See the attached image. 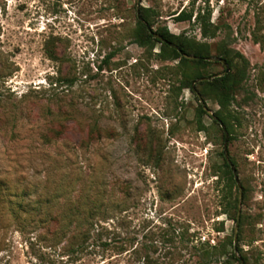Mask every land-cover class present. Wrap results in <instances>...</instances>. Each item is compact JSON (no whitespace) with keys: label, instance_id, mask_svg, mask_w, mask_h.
Masks as SVG:
<instances>
[{"label":"rangeland","instance_id":"obj_1","mask_svg":"<svg viewBox=\"0 0 264 264\" xmlns=\"http://www.w3.org/2000/svg\"><path fill=\"white\" fill-rule=\"evenodd\" d=\"M246 1L138 7L152 10L154 29L217 42L226 31L203 39L194 23L208 7L212 21L220 15L231 27L227 47L249 61L232 106L241 124L227 149L245 188L240 254L245 264H264V51L251 38ZM136 7L137 0H0V264H227L221 240L232 234L234 212L221 213L222 195L226 188L237 199L238 188L220 170L222 131L208 114L198 130V100L180 89L177 60L160 57L159 44L134 42ZM183 8L193 9L191 21L175 20ZM46 126L62 137L42 143ZM19 205H44L56 220ZM95 208L103 218L86 224Z\"/></svg>","mask_w":264,"mask_h":264},{"label":"trees","instance_id":"obj_2","mask_svg":"<svg viewBox=\"0 0 264 264\" xmlns=\"http://www.w3.org/2000/svg\"><path fill=\"white\" fill-rule=\"evenodd\" d=\"M247 8H252L253 10V28L251 29V38L255 43H258L261 49L264 51V5L258 4V2H253V0L246 1ZM193 9L187 10L183 8L175 16L177 22L191 21L193 17ZM194 23L198 25V28L203 39H215L220 31H226V37L220 41H198L194 37H186L182 34H174L170 32L167 26H159L156 29L154 26V15L152 10L149 7H141L139 9V17L137 16L136 25L133 29L132 35L133 40L138 45L149 48L150 50L156 44L160 45L159 56L165 59L177 60V68L179 73H181L180 79V89L189 88L191 91V82L200 77H207L206 80L198 81L195 83V89L204 100L205 97L211 98L217 105L218 109L213 111L214 115L220 120L221 123L225 126L226 130L229 133V140L232 139V132L235 125L241 124V118L234 111L232 106L237 101V94L239 89L242 86V83L247 78V69L249 66V61L244 55L238 51L232 52L227 47L226 38L230 37V25L228 23L220 22V15L218 16V21L211 20V9L205 7L203 11L199 9L196 11V14L193 17ZM144 22H143V21ZM156 33L160 35L163 40L155 38L153 34ZM173 44L179 48L171 46ZM192 54L199 58L189 59L185 58L182 54ZM111 53L106 55L105 58H108ZM213 57L224 59L227 65L229 66V71L219 77H211V75L224 71V65L219 60L209 61L206 58ZM220 64L222 70L219 72L204 74L200 71V67L204 65ZM259 84L261 90L264 93V69L260 71L258 76ZM193 92V91H192ZM194 93V92H193ZM195 94V93H194ZM196 96V95H195ZM196 107V116H197V128L198 130H204L205 126L202 123L201 117L203 114H207L203 109L202 104L199 102ZM213 123L217 124L222 131L224 137L223 129L220 126V123L214 119ZM96 129H91V133ZM61 128H52L51 126H46L44 132L40 133V138L44 144H52L62 137ZM222 157V163L220 165V170L222 177L226 180L227 183H234L233 174L230 169L229 164L224 158L223 152H220ZM232 163L236 167L235 161L229 155ZM237 169V167H236ZM242 185V184H241ZM243 187V185H242ZM223 198L225 200L224 205H222L221 213H230V210L234 212L232 220L235 221V212L237 207V199L231 198V194L224 189ZM245 188L243 187V195ZM98 208L90 209L84 217V222L90 225L95 224V219L103 218L98 217L97 210ZM19 212L27 214L43 213L39 220L49 219L50 221L56 220V216L49 215L47 208H44V205H19ZM244 217L241 214L239 221V229L237 236V245L236 252L238 256L235 255L233 247V231L230 235H225L221 240V247L223 248V254L227 256V264H240V258L243 259L244 264L246 263L245 258L240 254L242 248L240 247L242 226H243ZM219 224H222L220 222ZM218 231H223L222 227L217 229ZM184 236V234H181ZM215 246L211 247V250H214ZM213 250L211 252L207 251L204 254L206 257L214 256Z\"/></svg>","mask_w":264,"mask_h":264},{"label":"water","instance_id":"obj_3","mask_svg":"<svg viewBox=\"0 0 264 264\" xmlns=\"http://www.w3.org/2000/svg\"><path fill=\"white\" fill-rule=\"evenodd\" d=\"M139 2H140V0H137L136 13H137L138 17H139V7H138ZM153 36L155 38L163 40V38L160 35L156 34V33H154ZM170 45L179 50V48L177 46H175L173 44H170ZM182 55L185 58H189V59L199 58V57H197L195 55H192V54L183 53ZM206 59L209 60V61H211V60H219V61H221V63L224 65V68H225L223 72L215 73V74L211 75V77H219V76H222L223 74H225V73H227L229 71V66L227 65V63L225 62L224 59L213 58V57H207ZM206 79H207V77H200V78H197V79L193 80L191 82V89L195 93V95L198 97L199 102L202 104V107L206 111V113L212 119H214V120H216V121H218L220 123V126H221V128L223 129V132H224V142H223V150H222V152H223L225 160L227 161V163L230 166V169H231L232 174H233L234 181H235V183L237 185V188H238L236 215H235V221H234V227H233V247H234L235 255L238 256V253L236 252V245H237L239 221H240V216H241V202H242V197H243V187H242V185L240 183L236 167L232 163L231 159L229 158V153H228V149H227L228 140H229V133L226 130V128L223 125V123H221L220 120L217 118V116L214 115L213 111H211V109H209V107L206 105L205 101L201 98V96L199 95V93L195 89V83L196 82L202 81V80H206ZM240 264H244L242 258H240Z\"/></svg>","mask_w":264,"mask_h":264}]
</instances>
